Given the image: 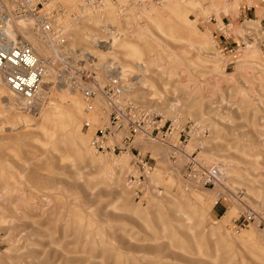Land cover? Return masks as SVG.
Here are the masks:
<instances>
[{
  "label": "rangeland",
  "instance_id": "374dc122",
  "mask_svg": "<svg viewBox=\"0 0 264 264\" xmlns=\"http://www.w3.org/2000/svg\"><path fill=\"white\" fill-rule=\"evenodd\" d=\"M87 9L86 21L68 11L72 59L48 63L36 108L18 111L0 85V264H264L262 223L233 222L248 209L264 218V0H104ZM110 33L119 39L104 50ZM110 61L125 98L178 122L166 145L135 137L152 161L138 192L126 177L131 154L90 145L107 118L104 100L69 88L89 65L104 82ZM189 154L226 174L195 184L184 173Z\"/></svg>",
  "mask_w": 264,
  "mask_h": 264
},
{
  "label": "built area",
  "instance_id": "2783aa9c",
  "mask_svg": "<svg viewBox=\"0 0 264 264\" xmlns=\"http://www.w3.org/2000/svg\"><path fill=\"white\" fill-rule=\"evenodd\" d=\"M5 4L0 0V79L15 95L24 99L21 108L32 110L36 108V98L41 87V77L50 62L54 61L57 54L71 60V51L64 45L65 29L58 25V16L62 15V4L58 0H9ZM84 5L100 8L104 0H81ZM61 9V11H60ZM28 18L50 47L56 49L54 57H45L36 51L20 35L8 36L4 26L11 27L19 18ZM109 75L104 82H100L94 75L90 65L83 67L71 81L72 87L82 91L84 99L91 101L93 96L99 94L104 100V112L107 117L100 126L95 128L90 138L91 147L99 152L131 154V169L128 171L127 181L130 182L135 192L139 190L140 181L144 180L152 170L150 156L137 147L135 137L142 135L155 139L161 143L178 127L175 118L164 116L151 109H142L132 100L125 98L123 81L117 73L118 65L110 61ZM90 103V102H88ZM89 126V120H85ZM194 122L188 121L178 130L180 143L189 134V129ZM119 133L118 137H113ZM176 148L178 146L176 145ZM186 176L197 185H212L218 183L222 171L217 164H207L198 160L195 155L189 154L185 165ZM262 223L264 218L252 209L245 210L241 217L233 219L236 229L255 219Z\"/></svg>",
  "mask_w": 264,
  "mask_h": 264
},
{
  "label": "bare ground",
  "instance_id": "6f19581e",
  "mask_svg": "<svg viewBox=\"0 0 264 264\" xmlns=\"http://www.w3.org/2000/svg\"><path fill=\"white\" fill-rule=\"evenodd\" d=\"M58 1L65 7L64 8L65 9L64 10L65 13L60 15V16H58L57 20L59 21V23L60 22L63 23L62 24L63 29L69 31V33H71L70 30L73 29L74 24L76 23V22L72 23L74 20H71L69 18V13H68L69 10H72V9L74 10V7H75L77 9V11H80V13H82V18H80V20L82 19L83 21H86L87 18L92 17V14H90V12H89L90 10L87 9V6H85L83 3H80V5H79V0H77V1L74 0L73 3H71V4L67 3L65 0H58ZM2 2H4L5 4H8L10 1L9 0H2ZM4 30L6 31V34L9 37L13 36L14 34L22 36L27 41V43H29V45L31 47H33V49L36 51V53L40 54L41 56H44L45 54H47L50 51H55L56 50V49L50 47V45H48L45 42V40L42 38V36L38 32V30L35 29V27L31 23V21L28 18H26V17L19 18L17 20V23L16 24L14 23V25H12L11 27H9L8 25H5L4 26ZM110 37L111 38L113 37L109 41L111 43L108 44V45L105 44L106 46H103L104 50H108V49L110 50L114 46V44H116V42H117L116 39H119V35H117V34H116V36L113 34ZM98 39H100V38H98ZM100 40H102V39H100ZM100 44H103V43H100ZM52 70H53V68L51 66H47L45 72L43 73V75L41 77V82H40L41 83V87H40L39 93L44 91L42 89V85L46 81L48 83V76H50ZM0 85L3 86V87H7L6 84H4L1 81V79H0ZM69 88L73 92L74 91L76 92V90H78L76 87L74 88L71 85L69 86ZM7 89H8V87H7ZM8 91L10 92L11 96L13 97V99H14V101L16 103L17 110L21 111L19 109L21 108V104L24 102V99L22 97L20 98L18 95L13 94L9 89H8ZM4 98L5 97H4L3 92L0 91V101H4ZM68 102H69V109L71 110L72 115L74 117H76L81 112V108L79 107V104H78L77 100L75 98L70 97V98H68ZM9 104H7L8 109L11 108V105H9ZM22 110H24V109H22ZM20 125H22V123H20ZM140 137L142 138V140H140L139 143L143 142V139H144L142 135H140ZM158 144L166 145L167 142H165V143L159 142ZM179 150H181V148H179ZM211 164H213V163H211ZM218 167H220V169L222 171V176L225 175L226 174V170L224 169V167L220 166V165H218Z\"/></svg>",
  "mask_w": 264,
  "mask_h": 264
},
{
  "label": "crops",
  "instance_id": "0c3cea01",
  "mask_svg": "<svg viewBox=\"0 0 264 264\" xmlns=\"http://www.w3.org/2000/svg\"><path fill=\"white\" fill-rule=\"evenodd\" d=\"M218 202H216V204H217ZM215 204V206L213 207V209H214V212L216 213V214H219L220 213V211L222 210V207H221V205L220 206H218V205H216Z\"/></svg>",
  "mask_w": 264,
  "mask_h": 264
}]
</instances>
